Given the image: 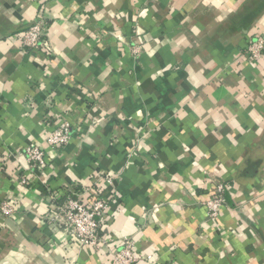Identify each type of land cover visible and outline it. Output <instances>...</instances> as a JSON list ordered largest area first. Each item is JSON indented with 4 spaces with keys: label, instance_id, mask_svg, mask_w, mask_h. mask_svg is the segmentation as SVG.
I'll return each instance as SVG.
<instances>
[{
    "label": "crops",
    "instance_id": "obj_1",
    "mask_svg": "<svg viewBox=\"0 0 264 264\" xmlns=\"http://www.w3.org/2000/svg\"><path fill=\"white\" fill-rule=\"evenodd\" d=\"M41 14L46 47L30 49L19 35ZM259 37L264 0H0V205L17 203L0 264H111L43 220L50 193L89 185L104 235L146 264H264V63L240 57ZM62 117L72 138L53 149ZM214 181L229 190L210 218Z\"/></svg>",
    "mask_w": 264,
    "mask_h": 264
},
{
    "label": "built area",
    "instance_id": "obj_2",
    "mask_svg": "<svg viewBox=\"0 0 264 264\" xmlns=\"http://www.w3.org/2000/svg\"><path fill=\"white\" fill-rule=\"evenodd\" d=\"M49 21L45 14L39 15L19 37L26 47L37 50L46 47V36ZM142 44L132 43L131 51L139 57L142 53ZM242 58H247L253 63H264V38L259 37L241 50ZM51 130L46 133V143L53 149H58L69 144L72 138L73 126L66 118L62 117ZM31 167L38 173L44 172L48 165L46 153L40 146H32L26 151ZM115 176L102 173L95 174L94 184L100 181L113 183ZM27 184L29 178L23 177ZM89 185L83 189L77 187L62 188L58 192L50 193L49 209L43 217L45 225L56 234L62 233L68 240L78 247H89L98 256L110 257L111 264H146L143 257L136 251V243L131 237H123L120 241H112L104 235L105 215L108 200ZM229 185L223 181H214V195L203 202L208 216L215 218L227 203ZM17 212V203L13 197L6 198L0 205V217H11Z\"/></svg>",
    "mask_w": 264,
    "mask_h": 264
},
{
    "label": "rangeland",
    "instance_id": "obj_3",
    "mask_svg": "<svg viewBox=\"0 0 264 264\" xmlns=\"http://www.w3.org/2000/svg\"><path fill=\"white\" fill-rule=\"evenodd\" d=\"M143 51H144V49L142 48V52H143ZM114 176H115L116 178H118L119 175H115V174H114ZM108 204H109V203H108Z\"/></svg>",
    "mask_w": 264,
    "mask_h": 264
}]
</instances>
